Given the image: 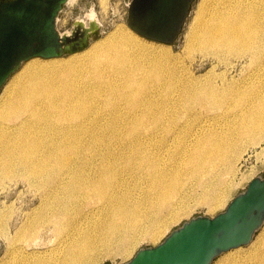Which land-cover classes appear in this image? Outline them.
<instances>
[{
  "label": "bare ground",
  "instance_id": "obj_1",
  "mask_svg": "<svg viewBox=\"0 0 264 264\" xmlns=\"http://www.w3.org/2000/svg\"><path fill=\"white\" fill-rule=\"evenodd\" d=\"M227 1L222 14L211 18L213 26L203 32L199 44L233 54L254 70L240 84L230 85L225 103L213 92L204 94L221 106L225 117L189 135L176 150L172 148L179 133L166 127L157 114L158 120L152 119L150 126L156 128L147 129L117 153L109 150L100 164L82 171L85 136L90 125L98 126V97L110 74L126 80L133 113L129 115L135 119L140 96L150 85L161 88L171 77L158 61L125 52V47L135 48L138 43L122 29L80 62L59 67L33 64L8 92L2 109L15 123L0 126V168L16 165L43 193L35 221L30 219L16 236L33 232L37 237L28 247L53 245L43 255L22 248L18 264H98L103 252L129 253L141 238H157L179 217L184 177L199 176L216 161H227L234 142L264 140V0ZM107 2L101 0L104 7ZM87 17L94 20L96 14ZM151 91L149 96L156 95ZM139 126L135 124L133 135ZM159 130L174 135L163 137ZM224 193L217 191L215 205L223 202ZM6 218H0V236L10 242ZM231 264H264V243L249 259Z\"/></svg>",
  "mask_w": 264,
  "mask_h": 264
},
{
  "label": "rangeland",
  "instance_id": "obj_2",
  "mask_svg": "<svg viewBox=\"0 0 264 264\" xmlns=\"http://www.w3.org/2000/svg\"><path fill=\"white\" fill-rule=\"evenodd\" d=\"M203 3L204 0H198L195 3L181 37L172 46L152 42L136 35L128 27V8L124 0H108L105 7L101 0H75L72 4H68L59 17L58 28L61 32H70L77 20L88 22L87 15L91 12L96 14V19L101 24L100 30L93 35L89 47L82 52L51 60L35 58L25 63L7 82L0 94V126L15 123L13 117L7 118V113L3 111L2 106L8 92L15 87L16 82L23 75L28 73L33 64L41 62L59 67L80 62L90 52L103 46L117 29H122L138 43L135 48L125 47V52L158 61L162 69L169 70L171 77L161 84V88L150 85L147 92L140 96L139 107L135 112L138 117L135 119L134 115H129L133 113L129 112L127 103L131 90L127 87L126 80L117 74H110L107 85L102 89V96L98 97L101 112L98 126L90 125L85 136L84 162L86 164L83 163L82 171L85 173L90 165L94 167L100 164L101 159L110 154L109 150L114 149L117 153L121 150L120 148L128 146L134 138L144 136L147 129L156 128L150 126L154 124L152 119L158 120L155 116L157 114L163 116L166 127L179 133L177 144H174L172 149L176 150L175 147L185 145L189 135L198 134L204 125L213 123L214 120L223 121L225 117L223 109H218L221 106L217 107V103L215 104L214 100L205 97L204 94L213 92L219 101H224L230 85L240 84L241 80L254 70L233 54L206 50L199 44L203 32L213 26V19H211L213 15L222 14L220 11L223 7L229 5L227 0H208L200 11ZM261 64H264V57ZM150 91L153 94L157 93L152 97L148 95ZM107 101H110L113 106L108 105ZM238 101L241 102L240 99ZM114 107L113 110L108 109ZM136 123H141L142 126H139L134 132L136 135H133L131 130L135 128ZM173 132L163 134L159 130L157 133L163 137L168 135L170 138L174 135ZM233 148L237 150L234 149L227 154V161L221 159L216 161L215 166L205 169L199 176L183 178L184 191L179 206H182V211L175 221L168 223L157 238L153 239L149 236L141 238L126 254L110 253L112 255L108 256L103 252L98 257V264L130 262L139 250L158 246L185 222L198 216L212 218L224 212L229 204L248 188L252 180L258 177L264 178V140L257 139L249 144L247 139H241L234 142ZM131 150L132 148L126 149L125 152L129 153ZM189 150L196 151L192 147ZM213 183L216 184L215 189L212 188ZM220 189L225 192L224 200L221 204L215 205L214 199ZM42 194L16 165L0 168V218L8 217L4 220L8 222L6 225L3 224V228L5 225L10 240L8 242L0 236V264L20 263L22 248H26L28 254L36 255H43L52 249V244L40 248L28 247L36 240L37 236L33 232V234L29 232L23 235L22 238L16 236L17 231L27 225L28 221H35ZM263 243L264 227L257 233L251 245L226 253L213 264H231L247 260Z\"/></svg>",
  "mask_w": 264,
  "mask_h": 264
},
{
  "label": "water",
  "instance_id": "obj_3",
  "mask_svg": "<svg viewBox=\"0 0 264 264\" xmlns=\"http://www.w3.org/2000/svg\"><path fill=\"white\" fill-rule=\"evenodd\" d=\"M71 0H0V94L28 61L51 60L86 50L101 28L97 19L77 20L70 32L58 28ZM128 27L138 36L172 46L181 37L198 0H124ZM264 227V178L250 182L215 217L198 216L158 246L139 250L126 264H213L252 244Z\"/></svg>",
  "mask_w": 264,
  "mask_h": 264
}]
</instances>
